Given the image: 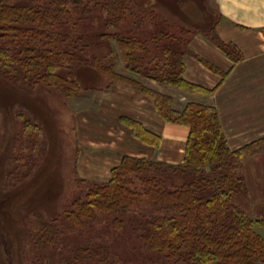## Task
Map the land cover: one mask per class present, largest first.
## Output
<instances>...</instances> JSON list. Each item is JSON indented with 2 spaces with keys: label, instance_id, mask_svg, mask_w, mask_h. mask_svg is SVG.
Returning a JSON list of instances; mask_svg holds the SVG:
<instances>
[{
  "label": "trees",
  "instance_id": "obj_1",
  "mask_svg": "<svg viewBox=\"0 0 264 264\" xmlns=\"http://www.w3.org/2000/svg\"><path fill=\"white\" fill-rule=\"evenodd\" d=\"M96 11L106 13V32L77 34L75 29ZM147 12L136 8V0H0V76L18 79L26 88L55 87L66 97L76 98L80 93L77 72L82 66L90 67L109 79L105 89L94 90L130 85L154 102L163 121L190 128L181 164L124 156L111 170L109 181L81 178L89 188L64 205L63 217L42 222L35 233H27L37 250L36 261L55 264L56 258L47 252L60 246L68 232L78 238L69 258L57 257L65 264L84 259L95 264L124 263L114 256L110 244L120 233L135 237L164 264H264V240L254 230L256 225L264 228V215L254 216L240 203L248 197L244 162L264 152V138L231 150L214 107L190 102L174 109L173 97L148 84L175 87L185 94L212 93L184 78L183 59L191 37L199 33L234 63L243 55L236 46L220 40L215 24L194 33L182 28L191 35L187 41L164 27L144 34ZM112 42L117 43L129 75L118 72L120 61ZM90 46L104 48V57L85 58L83 53ZM17 116L21 123L13 161L20 164L9 174L10 185L31 175L34 160L46 147L43 126L22 113ZM122 123L136 139L160 146L161 137L139 121L122 117ZM103 215L112 218L104 235H94L93 224Z\"/></svg>",
  "mask_w": 264,
  "mask_h": 264
},
{
  "label": "rangeland",
  "instance_id": "obj_2",
  "mask_svg": "<svg viewBox=\"0 0 264 264\" xmlns=\"http://www.w3.org/2000/svg\"><path fill=\"white\" fill-rule=\"evenodd\" d=\"M199 1L198 4L196 0H136L137 9L148 10L142 32L148 34L164 27V30L187 41L191 35L183 33L182 28L190 29L192 33L210 29L219 15L210 0ZM105 17L103 11L89 14L87 20L75 29L77 34L85 37L106 32L103 28ZM72 30L70 27L69 32ZM112 45L120 61L118 72L129 75L117 43L112 42ZM105 52L104 48L90 46L83 54L85 58L93 55L103 58ZM75 78L79 96L68 98L55 87L26 88L18 79L9 80L0 76V264H39L36 261V247L29 241L27 233H35L42 222H49L59 215L63 217L64 205L84 195L89 188V184L80 182L78 153L86 137H97L93 129L103 130L113 124L112 118H108V122L102 117L103 104L95 96L96 91L100 90H94L105 89L109 79L86 66L78 70ZM148 84L173 97L174 109H182L179 94L184 92L167 85L149 81ZM19 113L43 126L46 147L34 160L31 175L22 177L20 182L11 181L10 185L9 174L14 166L20 164L13 161L14 147L19 145ZM84 117L88 123L84 122ZM243 172L248 197L242 198L240 203L251 209L254 216L264 215V152L246 160ZM111 218L100 216L93 224L92 233H105L104 229ZM254 230L264 240V228L256 225ZM129 235L120 233L110 242L112 253L123 259L122 264H164L159 262L161 259L157 253H147L139 240ZM77 238L76 233L66 232L60 246L48 251V255L56 259L62 256L69 258ZM83 238L86 239V235ZM56 259L55 264H65ZM78 264H95V261L84 259Z\"/></svg>",
  "mask_w": 264,
  "mask_h": 264
},
{
  "label": "crops",
  "instance_id": "obj_3",
  "mask_svg": "<svg viewBox=\"0 0 264 264\" xmlns=\"http://www.w3.org/2000/svg\"><path fill=\"white\" fill-rule=\"evenodd\" d=\"M210 1L219 15L217 35L222 42L236 46L243 58L234 63L203 34L194 35L183 59L184 78L214 91L180 93L179 105L183 108L192 102L214 107L229 148L238 150L264 138V0ZM95 96L103 104L102 117L107 121L112 118L113 124L106 122L109 127L93 129L97 137L83 140L77 161L82 179L109 181L111 170L124 156L174 165L183 162L188 126L163 121L154 102L130 85L117 84L109 91H96ZM122 117L137 120L160 136V146H148L136 139ZM84 122L88 123L85 117Z\"/></svg>",
  "mask_w": 264,
  "mask_h": 264
}]
</instances>
